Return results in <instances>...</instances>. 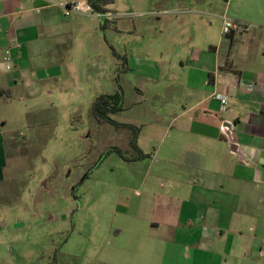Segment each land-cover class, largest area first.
I'll list each match as a JSON object with an SVG mask.
<instances>
[{
  "label": "crops",
  "instance_id": "obj_1",
  "mask_svg": "<svg viewBox=\"0 0 264 264\" xmlns=\"http://www.w3.org/2000/svg\"><path fill=\"white\" fill-rule=\"evenodd\" d=\"M223 2L208 3L220 14L215 32L173 60L171 93L159 97L169 109L123 123L139 128L136 145L149 157L124 173L112 219L101 225L109 246L100 264H264V0ZM55 10L42 0H0V184L12 99L65 73L48 56L65 34L40 33ZM221 17L250 29L222 35ZM7 48L10 71L1 63ZM216 94L226 98L223 111ZM5 231L2 221L0 260L11 256L2 252Z\"/></svg>",
  "mask_w": 264,
  "mask_h": 264
},
{
  "label": "rangeland",
  "instance_id": "obj_2",
  "mask_svg": "<svg viewBox=\"0 0 264 264\" xmlns=\"http://www.w3.org/2000/svg\"><path fill=\"white\" fill-rule=\"evenodd\" d=\"M42 1L56 7L57 19L40 33L47 40L65 34L63 45L48 53L65 73L60 69L62 76L40 85L39 93L12 99L16 115L7 128L12 141L0 184V222L9 235L2 252L11 256L0 263L100 264L109 246L101 225L112 219L119 185L131 169L114 152L101 155L109 147L127 158L135 153L131 132L97 124L91 103L114 92L118 56L131 72L117 75L121 111L109 117L123 124L169 109L159 97L171 93L173 60L215 32L218 13L208 3L224 0H111L102 5L105 17L64 16L57 6L82 0Z\"/></svg>",
  "mask_w": 264,
  "mask_h": 264
},
{
  "label": "trees",
  "instance_id": "obj_3",
  "mask_svg": "<svg viewBox=\"0 0 264 264\" xmlns=\"http://www.w3.org/2000/svg\"><path fill=\"white\" fill-rule=\"evenodd\" d=\"M84 1L87 7L91 10V12H95L102 15L106 14L105 10L102 8V5L107 2H111V0H84ZM117 59H119L121 62V69L117 72V75L118 73L127 72L128 69L126 63H124V59L118 56ZM117 75H115L113 79L114 92L110 94L105 93L96 96L93 102L91 103L90 113L93 120L97 124L106 123L113 126L116 129H127L131 132L129 146L131 150L135 153L134 157H129V158L125 157L118 147H109L104 151L101 157L109 152H114L121 161L126 163H132L146 159L149 157V155L142 153L136 145V137H137V133L139 132L138 127H135L130 124L117 123L109 117V115H113L121 111V90L119 85L117 84Z\"/></svg>",
  "mask_w": 264,
  "mask_h": 264
},
{
  "label": "built area",
  "instance_id": "obj_4",
  "mask_svg": "<svg viewBox=\"0 0 264 264\" xmlns=\"http://www.w3.org/2000/svg\"><path fill=\"white\" fill-rule=\"evenodd\" d=\"M57 6L63 10L64 16H68L70 13L77 15H87L92 13L91 10L87 7L84 0L74 1L67 4H59ZM105 16L106 15L104 14L101 17H105ZM220 20H221L220 32L222 35H229L233 31H237V30L246 32L250 29L249 25L226 17H221ZM1 63L5 71H10L12 69L11 54L8 48L3 51V57ZM214 96L220 103V110L223 111L226 106V98L219 94H216Z\"/></svg>",
  "mask_w": 264,
  "mask_h": 264
}]
</instances>
